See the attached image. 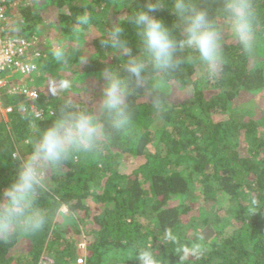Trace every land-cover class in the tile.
Instances as JSON below:
<instances>
[{
	"label": "trees",
	"instance_id": "16d2710c",
	"mask_svg": "<svg viewBox=\"0 0 264 264\" xmlns=\"http://www.w3.org/2000/svg\"><path fill=\"white\" fill-rule=\"evenodd\" d=\"M16 1L21 5L29 0ZM101 2L50 0L64 8L58 15L59 25L70 41L79 27L76 17L88 12L90 23L82 36L88 37L89 28L95 33L91 40L88 37L92 53L84 73L93 75L104 67H120L128 58L129 52L104 44L114 27L124 30L131 54L142 51L129 18L143 0H114L109 6L124 14L116 24L109 19L108 4ZM204 3L219 25L222 0ZM251 3L257 13L254 53L246 54L235 38L224 41V61L210 75L195 59L196 53L186 50L184 55L194 58L191 62L154 77L162 109L152 106L145 91L130 96L132 131L115 133L105 123L110 138L99 152L74 154L58 173L49 172L50 191L38 200L47 213L46 224L37 232L17 230L7 240L0 239V264H41L45 253L54 264H76L80 255L85 264H138L137 253L145 248L161 264H179V248L197 242L206 251L187 264H264V112L235 104L243 92L264 91V0ZM21 12L24 25L19 32L32 36L40 16L29 6ZM161 17L174 34L181 35L180 23L169 10L162 11ZM51 50L41 65L46 69L62 64L52 58ZM175 85L189 88L191 99L173 100L170 91ZM38 92L37 104L41 107L45 102L52 110H45L39 120L24 109L30 104L26 96H4L5 106L13 111L0 120V192L16 178L22 163L13 153L25 140L30 141L32 152L40 132L66 99L61 87L50 94L45 89ZM74 102L99 115V106ZM218 113L228 115L216 119ZM126 156L144 160L124 172ZM89 198L94 206L86 203ZM63 205L68 207L65 214L59 211ZM204 227L211 229V236L202 238ZM84 229H88V240L83 253L78 240ZM166 233L175 236L176 242L166 240ZM22 237L27 240L25 252L14 253Z\"/></svg>",
	"mask_w": 264,
	"mask_h": 264
},
{
	"label": "clouds",
	"instance_id": "9594fccd",
	"mask_svg": "<svg viewBox=\"0 0 264 264\" xmlns=\"http://www.w3.org/2000/svg\"><path fill=\"white\" fill-rule=\"evenodd\" d=\"M169 10L180 23L181 35L161 17ZM221 15L230 27L233 37L246 54H253L257 44V13L251 0H222ZM90 23L85 13L76 17L73 38L80 41L83 30ZM138 31L142 51L131 54L124 39L123 29L114 27L104 44L114 50L129 52L120 67H104L97 74L103 90L97 113L81 108L71 98L58 106L57 115L44 128L32 146L31 154L18 168L16 178L0 192V239L7 240L17 230L37 232L47 222V213L38 206L39 197L50 191L49 172L58 173L63 164L77 153H97L110 138L104 124L115 133L128 134L133 128V115L128 98L137 91H145L151 97L152 106L162 109L163 98L154 77L176 72L191 62L186 50L196 53L195 59L214 75L224 61L222 29L205 6L204 0H143V4L129 18ZM83 45L71 51L60 46L51 50L57 63H65L76 57L82 65L89 57L82 52ZM100 117L103 118L101 122ZM34 118H42L39 112ZM13 158L16 154L13 153ZM59 211H63L61 207ZM165 239L176 242V237L166 233ZM206 246L202 242L181 246L179 264H187L202 256ZM138 264H161L148 248L137 253Z\"/></svg>",
	"mask_w": 264,
	"mask_h": 264
},
{
	"label": "rangeland",
	"instance_id": "374dc122",
	"mask_svg": "<svg viewBox=\"0 0 264 264\" xmlns=\"http://www.w3.org/2000/svg\"><path fill=\"white\" fill-rule=\"evenodd\" d=\"M79 3H90L93 0H76ZM114 0H109L101 2V5L108 4L109 7V19L113 24H116L117 21L124 17L123 12L119 9L118 12L113 11V7L109 6ZM121 1V0H120ZM122 3V2H121ZM112 5V4H111ZM29 6L34 10V13L40 16L41 22L36 26L35 32L32 35L38 41V45L43 49L45 57L48 58L49 51L48 49H53L54 47H64L71 51L74 48H79L81 44L83 45L82 52L86 54L89 58L92 53V46L89 40H91L92 35H94L95 30L89 28L88 31H84L88 37H81L80 41L74 40L70 41L66 39V36L63 34V31L60 29L59 25V13L64 11L56 7L55 4L50 3V0H29L26 3L17 4L14 9L11 11L10 16V24L13 26L14 32H19V28L24 25V18L22 16L21 8H25ZM88 14V12H86ZM219 25L222 29V43L225 41H230V39L234 38L230 27L228 25L227 19L222 16L219 20ZM20 33V32H19ZM87 39V41H86ZM71 46H74L71 48ZM48 48V49H47ZM76 57H71L67 62L62 63L60 66H53L50 68H44L41 66V70L39 75L36 76L35 81L33 83L34 88L37 89H45L47 90V94H50L53 89L63 88V93L66 98H71L73 101L77 102H85L88 105L99 106L101 101V95L103 90L102 81L98 79V75L87 74L84 73V66L79 62H76ZM257 59V57H256ZM74 60V61H73ZM43 61V62H44ZM57 65V64H56ZM40 95V94H39ZM171 98L173 100H189L192 97V92L189 88H182L175 85L170 91ZM38 101V100H37ZM37 101H33V104L29 106L28 113L34 117V113L42 112L45 110L50 111V107L46 105L44 102L43 105L47 106H39ZM235 104L240 106H246L250 109L261 108L264 112V91H261L257 94H250L243 92L235 101ZM52 112V110L50 111ZM228 114L218 113L215 117L216 119H224ZM5 116V113L0 108V120ZM154 127L156 130L160 128V122L157 121L154 123ZM156 142V141H155ZM156 144V143H154ZM154 145L151 146V150H154ZM31 154L30 151V141L25 140L21 142L16 155L21 159V162ZM144 159L139 157L126 156L123 158L122 167L124 172H130L137 166L141 164ZM86 203L94 206L93 201L89 198L86 200ZM218 205H215L217 207ZM62 213L65 214L68 211V207L63 205ZM85 228V227H83ZM88 230V229H87ZM87 230L84 229L83 234H81V239L78 240V248L83 250L80 247V244L83 242H87L88 234ZM200 234L202 238H207L211 236L212 231L209 227L201 228ZM27 240L25 238H21L19 244L14 248V253H24L25 252V244ZM84 253V250H83ZM82 256V255H80ZM78 260V259H77ZM41 264H54V260L52 259L49 253H45L42 259ZM78 264V263H76Z\"/></svg>",
	"mask_w": 264,
	"mask_h": 264
},
{
	"label": "built area",
	"instance_id": "2783aa9c",
	"mask_svg": "<svg viewBox=\"0 0 264 264\" xmlns=\"http://www.w3.org/2000/svg\"><path fill=\"white\" fill-rule=\"evenodd\" d=\"M17 4L16 0H0V108L5 115L13 111L12 106H5L4 96L7 94L26 96L29 106L39 99L33 83L45 57L35 37L14 32L10 16ZM39 113L42 116V112ZM80 247L85 250L86 242ZM77 263L85 264L84 257L80 256Z\"/></svg>",
	"mask_w": 264,
	"mask_h": 264
}]
</instances>
